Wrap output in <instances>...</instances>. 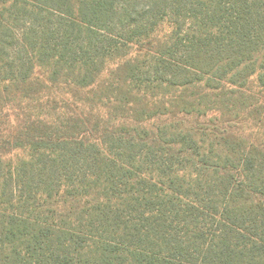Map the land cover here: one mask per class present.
<instances>
[{
  "label": "trees",
  "instance_id": "obj_1",
  "mask_svg": "<svg viewBox=\"0 0 264 264\" xmlns=\"http://www.w3.org/2000/svg\"><path fill=\"white\" fill-rule=\"evenodd\" d=\"M129 48L102 102L135 105L122 119L173 88L264 89V0H0V85L50 65L92 89ZM261 96L244 144L85 118L17 135L21 155L0 151V264H264Z\"/></svg>",
  "mask_w": 264,
  "mask_h": 264
},
{
  "label": "rangeland",
  "instance_id": "obj_2",
  "mask_svg": "<svg viewBox=\"0 0 264 264\" xmlns=\"http://www.w3.org/2000/svg\"><path fill=\"white\" fill-rule=\"evenodd\" d=\"M169 33L171 28L166 24L158 29L159 36L163 37ZM127 52L129 54L126 59L117 56L105 64V70L92 89L83 90L71 82H63L64 78L56 77L53 73L55 68L50 65L36 68L32 76L33 83L0 85V151L2 147L8 146L5 152L7 157L21 155L22 150L12 149L11 146L18 143L15 138L17 135L36 126L33 132L43 131L48 125L59 127L73 123L77 126L80 118L87 119L89 121L87 127L90 128L105 124L119 126L122 123L128 126H144L152 131L172 126L192 128L200 134L199 136L202 132L215 129L217 137L223 143L225 141L230 144H244L249 140L252 126L257 123L258 118L254 109L256 97L254 99L253 97L259 90L264 95V89L258 86L257 79L249 84L250 90L246 92L234 86H222L215 91L202 90L198 87L188 90L173 88L174 90L167 92V95L154 97V100L149 96L140 100L139 105H136L140 110L136 118L142 116L144 121L122 119L121 115L126 114L128 108H133L134 104L126 107L121 105L124 109L122 110L119 103L114 104L115 100L110 107L108 103L102 102H107L106 94L110 84L117 80L124 81L126 78L127 75L120 68L124 60L139 58L137 48H129ZM141 59L143 60L144 56ZM125 92L126 90L119 93L121 94L119 99L123 101L126 99ZM259 99H261L259 103L263 104L264 97L261 96ZM103 105L107 107L104 108ZM91 133L97 134L94 131ZM214 136L216 135L211 133L209 137L214 140ZM10 138L12 142L10 141L9 145Z\"/></svg>",
  "mask_w": 264,
  "mask_h": 264
}]
</instances>
